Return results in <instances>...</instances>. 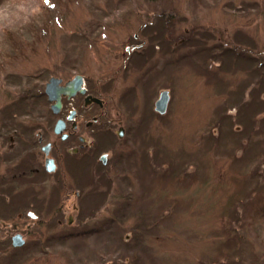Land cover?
Listing matches in <instances>:
<instances>
[{
  "label": "rangeland",
  "instance_id": "374dc122",
  "mask_svg": "<svg viewBox=\"0 0 264 264\" xmlns=\"http://www.w3.org/2000/svg\"><path fill=\"white\" fill-rule=\"evenodd\" d=\"M54 2L0 0V126L53 124L43 97L53 75H85L106 106L83 127L79 160L20 187L37 198L12 214L0 206L12 226L0 229V264H261L264 0ZM17 129L18 143L0 135L2 156L34 150L31 128ZM22 168L1 160V186ZM18 228L22 248L8 234Z\"/></svg>",
  "mask_w": 264,
  "mask_h": 264
},
{
  "label": "flooded vegetation",
  "instance_id": "af4514ba",
  "mask_svg": "<svg viewBox=\"0 0 264 264\" xmlns=\"http://www.w3.org/2000/svg\"><path fill=\"white\" fill-rule=\"evenodd\" d=\"M130 49H131L130 47H127V50ZM77 75L82 76L83 82L81 86L86 91L82 92L80 89H77L76 92L70 96L61 94V106L58 108H54L53 104L56 103V100H51L49 97V93L46 90L50 78L53 76L60 78L61 82L59 83V85L66 86L67 83L72 81ZM53 76H51L49 80L46 82L43 91V97L45 96L50 104L49 110H50V114L54 118L53 124H51L50 122L49 123H27V122L15 123V121L13 120H15L14 115H16L17 113H11L9 118H11L10 121L13 122L12 123L7 122L0 126V133H1L0 135L1 137L4 138V141H6L7 143H9L10 140H14L16 143H18L22 139L21 136H20L21 138H19L18 141H16L15 138H11L13 135L12 133L15 134L16 132H18L19 129L17 128L20 126H22L23 128L29 127V130L31 128L30 131L31 137H29L30 140L27 141L35 142L34 145L29 143V145L33 146L34 150L30 149L29 146L20 148V153H21L20 158H18L17 155L19 151L16 153L13 152L15 148L11 150L12 154L9 157H6L5 155L2 156L0 154V162L1 160L8 162L13 161L16 163L20 162L21 165L23 166L22 169H25L15 172L8 179V180L11 179V181L8 182V180H6L5 184L3 183L2 186L0 183V190L3 191V193L1 194L3 197H0V206H7L5 207V214L10 215L12 214V211L15 208H17V206L21 207L23 203H25L20 201L22 198L26 199V202L29 200V198H31V200H35L34 198H37L36 196L28 197L26 194L27 192L26 189H24L22 193L17 194L20 187H23L24 184L25 187L30 185L34 186L36 185V183L38 184V182L41 181L42 179L45 180L48 179L50 176H54L55 174L60 172L61 164L65 168L66 162H69V164H71L70 161L77 158L75 157L76 155L73 154L80 152L81 150L86 151L85 149L88 146H90L91 141L88 139V135L83 131V127L85 126V128L86 127L89 128L94 123L99 122L101 116L103 115V111L100 114L93 113L94 108L96 110V107L94 106L97 105L98 107L103 108L104 106H106L105 105L106 99L102 97L101 93H95L90 90V87L87 84L88 80L85 75L81 73H76L73 77L69 79H65L62 76H56V75ZM77 98L82 99L83 107H81L80 105L74 102ZM125 133H126V128L124 126H120L118 133L119 137L122 138ZM34 135L37 137L35 140H33ZM21 145H23V143ZM1 146L2 144H0V147ZM35 148H37V151L39 149L38 153ZM36 153L39 156L38 158L39 160L37 161V163H34L32 155ZM67 157H70L69 158L70 161L66 160ZM109 158L110 156L108 157V154L104 153L100 156L99 160L101 161L102 164L106 165L108 163ZM77 159L79 160L80 158ZM82 161H85V159H83ZM4 176L5 178L9 177L6 172H4ZM0 177L2 178L3 175H1ZM32 189L33 187H31V190ZM60 189H61V183L60 180H58L53 185V189H52L53 193L55 195L59 194ZM35 191L38 190L35 189ZM74 191L76 196L80 195V190H74ZM27 214L32 218L37 217V214L33 210H29ZM18 216L21 217L22 213H18ZM71 220L72 219H70V221ZM1 227L7 228L12 226L11 223L4 220L3 218H0V229ZM8 234L11 239V244L14 247L22 248L25 242L27 241L25 232L21 231L19 228L15 229L11 233H9L8 230ZM16 235H19L20 237H16Z\"/></svg>",
  "mask_w": 264,
  "mask_h": 264
},
{
  "label": "water",
  "instance_id": "95a60500",
  "mask_svg": "<svg viewBox=\"0 0 264 264\" xmlns=\"http://www.w3.org/2000/svg\"><path fill=\"white\" fill-rule=\"evenodd\" d=\"M60 82H61L60 78L53 76L50 78V81L47 84L46 90L49 93L50 99L56 100V103L53 104L54 108H58L61 106V94L70 96L73 93H75L77 89H80L82 92L86 91L81 86L83 82L81 75H77L72 81L68 82L66 86H60L59 85ZM169 98H170L169 91L163 90L160 94L159 99L156 101V110L159 111L160 113H164L167 109ZM16 237H20V236L16 235Z\"/></svg>",
  "mask_w": 264,
  "mask_h": 264
},
{
  "label": "trees",
  "instance_id": "16d2710c",
  "mask_svg": "<svg viewBox=\"0 0 264 264\" xmlns=\"http://www.w3.org/2000/svg\"><path fill=\"white\" fill-rule=\"evenodd\" d=\"M47 4L49 5V8H55L56 7V3L54 2V0H53V2H51V0H47ZM12 42H14V43H18V41L17 40H15V37H14V39L12 40ZM28 43V41L26 40L25 41V43H24V45L26 46V44ZM23 44V43H22ZM23 45V46H24ZM24 46V47H25ZM15 49L14 50H16V48H17V45L14 47ZM25 50H24V48L22 49V53L24 52ZM18 53H19V49H17V55H18ZM4 64H2V62H0V66H3ZM256 213L258 214L257 215V219L258 218H262V217H264V210H263V212L262 211H256ZM259 220V219H258ZM261 264H264V261H262L261 262Z\"/></svg>",
  "mask_w": 264,
  "mask_h": 264
}]
</instances>
